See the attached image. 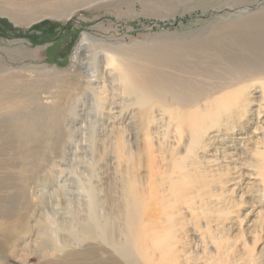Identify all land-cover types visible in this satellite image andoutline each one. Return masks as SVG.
Listing matches in <instances>:
<instances>
[{"label": "bare ground", "instance_id": "obj_1", "mask_svg": "<svg viewBox=\"0 0 264 264\" xmlns=\"http://www.w3.org/2000/svg\"><path fill=\"white\" fill-rule=\"evenodd\" d=\"M88 4L0 0V16L16 25L65 22ZM234 45L248 56L202 43L163 55L125 52L83 34L72 56V71L83 79L76 87H66L67 76L47 68L37 76L55 91L29 97L0 84V254L17 243L23 263L35 245L55 256L52 264H181L174 234L182 209L195 214L188 187L193 175L182 165L180 148H165L152 131L175 129L180 141L194 143L210 129L205 122L227 110L220 96L244 82H264V38ZM25 48L6 52L13 61L32 58ZM83 69L92 73L82 75ZM3 72L14 71L0 59ZM102 157L119 189L104 200L94 184ZM36 207L42 209L37 215ZM31 217L37 219L29 225Z\"/></svg>", "mask_w": 264, "mask_h": 264}, {"label": "rangeland", "instance_id": "obj_2", "mask_svg": "<svg viewBox=\"0 0 264 264\" xmlns=\"http://www.w3.org/2000/svg\"><path fill=\"white\" fill-rule=\"evenodd\" d=\"M75 12L69 21L48 19L32 25H16L0 16V59L14 71L1 73L0 84L10 83L12 88H8L15 94L29 97L55 91L47 80L37 76L43 73L40 69L47 68L65 74L66 87H76L83 79L72 71V56L83 34L91 36L97 45L125 52L150 55L162 51L163 55L202 43L228 50L237 58L248 55L235 48V40L264 38V0H89ZM21 45L32 58L11 60L6 51ZM110 67L115 69V65ZM87 71L80 72L92 73ZM238 87L220 96L222 103L229 104L227 110L216 111L215 120L205 122L208 132L194 143H189L188 137L180 141L175 129L155 127L152 131L153 135L159 133L165 148H180V155L186 157L182 165L193 175L194 182L188 187L194 191L195 214L191 217L182 209L177 216L179 230L174 234L179 242L174 256L181 264H264V82H244ZM78 108L82 109L81 104ZM74 141L69 148L74 149ZM188 145L195 151L187 154ZM107 164L103 157L98 161L100 170L94 183L103 200L119 190L114 184L113 167ZM189 199L185 197V201ZM38 210L42 211L37 208L35 214ZM36 219L31 217L29 225ZM21 247L16 243L1 253L0 264L54 262L55 256L42 255L35 245L23 256L27 263L20 262L15 253L19 254Z\"/></svg>", "mask_w": 264, "mask_h": 264}]
</instances>
